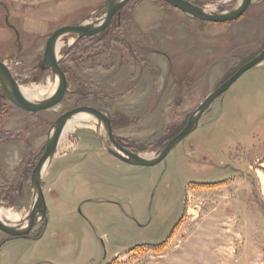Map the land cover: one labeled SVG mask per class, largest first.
<instances>
[{
	"label": "rangeland",
	"instance_id": "374dc122",
	"mask_svg": "<svg viewBox=\"0 0 264 264\" xmlns=\"http://www.w3.org/2000/svg\"><path fill=\"white\" fill-rule=\"evenodd\" d=\"M190 1L221 12L240 0ZM104 2L0 0V59L19 86L57 87L43 62L47 37L103 17ZM57 43L67 79L60 102L25 110L0 83V209L19 222L37 205L31 172L63 112L98 108L121 145L155 154L264 50V0L225 22L163 0H129L102 31ZM98 121L104 133L96 123L60 134L40 177L46 216L25 236L0 229V264H264V59L154 165L110 153L117 148Z\"/></svg>",
	"mask_w": 264,
	"mask_h": 264
},
{
	"label": "water",
	"instance_id": "95a60500",
	"mask_svg": "<svg viewBox=\"0 0 264 264\" xmlns=\"http://www.w3.org/2000/svg\"><path fill=\"white\" fill-rule=\"evenodd\" d=\"M129 0H105L106 12L103 17L97 18L93 21L81 22L77 24H67L63 25L56 30H54L46 40L43 62L50 67L54 74L58 76V85L54 92L49 96L41 100L32 101L25 98L19 91V84L16 79L11 74V71L7 65L0 59V83L3 87L4 93L11 102L16 106L29 110L36 111L51 107L63 98L65 91L67 89V79L66 75L59 64V60L56 55V42L61 35L72 33L77 37H84L87 35H93L99 31L105 29L112 17L119 13L120 8L125 5ZM166 3L178 8L182 12L195 17L200 20H209L215 22H225L230 21L238 16H240L247 7L252 4V0H240L234 7L226 11H214L208 10L205 7L199 6L190 0H163ZM264 59V50L254 56L252 59L243 63L236 71L225 79L220 85H218L196 108V110L189 117L185 126L169 140H167L159 150L152 156L146 157L133 152L123 145H121L112 134L111 120L103 111L98 108L89 105H81L74 107L70 110L63 112L55 121L54 131L50 136L44 152L39 157L36 165L33 167L30 180L33 189L38 196L37 205L30 211L26 217V224L22 229H15L10 227L0 218V229L11 236H25L34 223L39 219L46 216L47 206L45 201V195L40 183L41 172L43 166L48 161V159L54 153L62 128L64 126L65 120L72 114L77 112H88L95 116L98 120L105 123L107 127V132L111 143L117 148L107 147V150L115 155L116 157L122 159L131 164L150 166L161 161L169 151L181 140H183L197 125L201 115L211 104V102L223 91H225L231 84L236 81L245 71L258 64Z\"/></svg>",
	"mask_w": 264,
	"mask_h": 264
},
{
	"label": "bare ground",
	"instance_id": "6f19581e",
	"mask_svg": "<svg viewBox=\"0 0 264 264\" xmlns=\"http://www.w3.org/2000/svg\"><path fill=\"white\" fill-rule=\"evenodd\" d=\"M59 43L56 44V47H59ZM56 89V81L52 82L50 84V87L47 90H44L42 87H30V86H19L20 93L29 100H41L45 97H49L54 90ZM46 93V94H44ZM35 98V99H33ZM98 123V129L102 133L105 132L104 126L101 122H99L92 114H89L87 112H77L72 114L70 117H68L65 120L64 126L61 131V135L64 134L66 131H68L71 127L74 125H92L95 126V124ZM100 133V132H99ZM60 135V136H61ZM142 156L146 157H152L154 154L148 155V154H141ZM34 209V208H33ZM3 216H5L9 221L6 222L10 227L15 229H22L24 225L26 224V218L24 220L18 221V217L16 215H13L11 212L7 210L0 209V218L3 220ZM18 227V228H17Z\"/></svg>",
	"mask_w": 264,
	"mask_h": 264
}]
</instances>
